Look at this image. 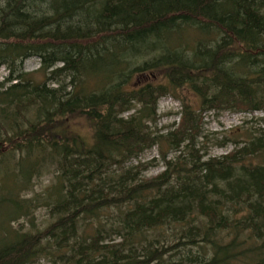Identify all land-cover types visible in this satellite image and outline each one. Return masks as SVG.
<instances>
[{
    "label": "trees",
    "instance_id": "trees-1",
    "mask_svg": "<svg viewBox=\"0 0 264 264\" xmlns=\"http://www.w3.org/2000/svg\"><path fill=\"white\" fill-rule=\"evenodd\" d=\"M187 28L201 35L183 46ZM0 67V204L9 223L39 207L51 218L9 226L0 264H264V126L215 137L233 144L218 157L195 148L205 111H262L264 124V0H0ZM168 93L179 119L162 133ZM154 146L155 176L154 160L125 166Z\"/></svg>",
    "mask_w": 264,
    "mask_h": 264
},
{
    "label": "rangeland",
    "instance_id": "rangeland-1",
    "mask_svg": "<svg viewBox=\"0 0 264 264\" xmlns=\"http://www.w3.org/2000/svg\"><path fill=\"white\" fill-rule=\"evenodd\" d=\"M188 34H194L200 36L198 32H193L191 29H185L183 31V36L186 38L182 41L183 46H190L188 40ZM40 62L36 57L27 58L23 62V70L25 72L33 73L32 77L37 82H41L43 75L40 72H36L39 68ZM98 66V65H97ZM103 69V68H101ZM7 71L4 67H0V80L4 77L3 74H6ZM157 75L156 78L150 80V82H161ZM42 78V79H41ZM97 78H90L88 81V87L93 88L94 85L97 83ZM149 79H145L143 82H140L136 85L141 83H146ZM133 78L131 79L129 85H127V89L132 87L133 88ZM183 100L188 103L193 104L194 107L198 106V99L190 92L183 90L182 93ZM180 111V102L175 100L169 93L161 96L157 102V115L158 119L156 121L155 128L162 133L169 130L170 125L173 123H177L179 119V115L177 114ZM133 113V109L123 116H127L128 114ZM263 116V112L261 111H254L252 113L249 112H231L228 110L222 111H215V110H208L202 113V137L197 138L195 148L206 150V157H218L228 153L230 150L233 149V144L227 143L224 146L217 145L215 142V137L217 139H221L225 134H232L239 131H246L247 135L243 137L246 140L249 136L257 135V129L259 127H263L264 124L253 120L251 117L254 118H261ZM249 120V121H248ZM71 126L75 128L82 136L88 138L89 137V129L88 126L85 124L83 119H77L71 123ZM200 153L202 151L200 150ZM177 153L171 152L168 154L169 158H173ZM150 160L152 163L148 165L146 170L143 173L144 177H152L163 170V163L159 159V154L157 148L154 146L150 149L145 150L143 153L139 155L138 158L132 159L125 164V166L135 165L137 162H149ZM52 175L51 174H44L38 178L33 179V186L32 190H26L21 192V196L24 198H30L33 195L40 193L46 186H48L51 182ZM14 213L8 208L7 203L3 202L0 204V242L3 240L4 232H7L9 226L11 229H20L22 232H25L30 229H42L46 225L49 224L51 218L48 215V212L45 208L39 207L36 208L28 217H21L13 222H10L11 217ZM195 216V215H194ZM87 228H85V232ZM196 248H193L192 251H195ZM48 257H41L38 260V264H67L66 259L62 258H55L51 255H47ZM51 259L53 262H51Z\"/></svg>",
    "mask_w": 264,
    "mask_h": 264
},
{
    "label": "bare ground",
    "instance_id": "bare-ground-1",
    "mask_svg": "<svg viewBox=\"0 0 264 264\" xmlns=\"http://www.w3.org/2000/svg\"><path fill=\"white\" fill-rule=\"evenodd\" d=\"M71 39V38H70ZM39 69V68H38ZM3 75H5V74H3ZM3 78V77H2ZM42 79V78H41ZM43 80V79H42ZM39 83V82H38ZM261 112V111H260ZM252 118V117H251ZM249 121V120H248ZM260 121V120H259ZM165 136V135H164Z\"/></svg>",
    "mask_w": 264,
    "mask_h": 264
}]
</instances>
